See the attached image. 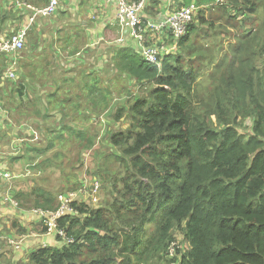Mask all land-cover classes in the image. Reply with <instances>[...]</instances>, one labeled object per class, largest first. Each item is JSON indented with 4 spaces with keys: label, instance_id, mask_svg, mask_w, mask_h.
Instances as JSON below:
<instances>
[{
    "label": "trees",
    "instance_id": "obj_1",
    "mask_svg": "<svg viewBox=\"0 0 264 264\" xmlns=\"http://www.w3.org/2000/svg\"><path fill=\"white\" fill-rule=\"evenodd\" d=\"M174 1L182 6L206 2ZM216 9H224L222 17L231 20L255 19L253 29L238 27L242 32L230 55L218 60L219 48L207 47L209 57L199 61L208 62L209 70L187 60L199 54L191 38L208 23L201 12L199 23H192L180 40L178 55L165 57L160 67L147 64L132 47L117 53V76L132 80L137 95L129 93L126 104L118 106L104 138L85 125L62 122L46 133L39 125L47 138L52 128L59 135L68 128L70 136L90 146H84L85 154L77 149V158L57 152L55 166L68 187L56 193L42 189L34 206L56 210L59 195L79 189V165L95 146L96 166L85 175L102 183L107 198L98 209L74 204L78 214L58 221L74 242L34 249L28 264H264V0H228L227 6L209 11ZM10 11H0V31ZM19 87L22 96L24 87ZM106 92L95 90L85 119L99 120L111 111L110 104L102 111L96 106L109 100L111 92ZM123 118L131 123L127 128L119 127ZM55 139L46 147L25 145V151L44 156ZM43 162L33 168L40 170ZM12 197L20 203L24 195L13 189Z\"/></svg>",
    "mask_w": 264,
    "mask_h": 264
},
{
    "label": "crops",
    "instance_id": "obj_2",
    "mask_svg": "<svg viewBox=\"0 0 264 264\" xmlns=\"http://www.w3.org/2000/svg\"><path fill=\"white\" fill-rule=\"evenodd\" d=\"M154 1L158 2V5L155 6L153 3L147 12H150L151 9L156 12L152 14L146 12L145 15L155 21L165 18L168 13L167 10L180 9L179 4L174 0ZM205 1L201 6L209 7L214 2V0ZM63 2L56 15L48 19H39L35 27L29 32L25 49L17 55L18 71H20L18 72V82H10L4 79V72L9 62L5 55H0V107L2 108V112H0V148L7 147L9 140L11 139L10 142L13 140L12 138L16 135V132L25 135L19 129L13 128V122L9 119L12 112L19 114L22 107L26 118L20 117L19 124L30 121L36 116L42 117L37 114V110L40 108L39 105L42 103L45 104L42 109L44 110V117L51 118L50 111L56 113L55 117L58 118L56 126L62 122H72L74 117H77L75 121L81 120L82 116L84 119L82 121H89L90 119H85L84 113L89 111V107L92 108L91 97L96 95L95 90L105 91V84L110 80L107 73L113 71L112 69L116 70L114 61L117 59V53L121 49H130V47L138 50L137 44L133 41L129 31L127 29L122 30L117 24L115 2H108V0H64ZM3 6H7V4L4 3ZM8 18L5 22L6 26L3 28L5 32L18 28L24 22L19 16ZM42 28L44 29L42 30ZM31 35L36 37L38 35V38L32 40ZM42 37L47 38L43 39ZM120 38L125 40L123 45L116 43ZM151 38L152 40L156 39L153 43L159 40L154 35H151ZM49 53H52L54 57L50 58ZM60 66L65 68L66 72L59 73ZM48 70L51 72V76L47 74ZM96 77L101 78L104 82L95 84L93 80ZM19 84L24 87L22 96L19 94ZM83 99L86 100L83 101ZM81 102H87L89 105L84 106ZM103 103L104 101H98L96 105L98 110L102 111L106 107ZM4 111L6 115H4ZM89 112L86 114H89ZM62 113L67 114L66 119H64ZM40 124L42 122L38 120V127ZM30 136L32 137L28 133L27 138H30ZM25 144L30 145L29 143L20 142L14 146L13 150L19 151L16 155L11 154V150L8 148L2 150V154H0L2 165L18 176L22 175L12 171L9 165H15L18 160H21L20 162L27 158L30 160L37 155L27 153L23 149ZM19 180L15 182L14 190H17L16 194L24 195L20 199H24L27 205L34 206L35 203L29 202L35 193L31 194L32 190L30 191L27 186L20 188L22 183ZM3 195L4 186L0 184V217L5 218L3 222L0 219V232L15 234L13 222L8 223L5 227L1 226L12 215L16 219H20V222L32 221L42 224L37 217L31 215L32 209L38 207L24 210H20L21 207L15 209L13 205L2 201ZM20 203L18 202L19 206H21ZM18 214L20 215L18 216ZM21 224L24 226V223ZM41 231H44V229H41ZM39 233L41 232L39 231ZM54 237L45 233L38 235L36 238L32 237L26 241L23 249L18 253L21 254V257H23V254L27 257L32 250L41 246H58L59 243ZM8 258L3 259L1 257V260L4 264H15L16 261H9Z\"/></svg>",
    "mask_w": 264,
    "mask_h": 264
},
{
    "label": "rangeland",
    "instance_id": "obj_3",
    "mask_svg": "<svg viewBox=\"0 0 264 264\" xmlns=\"http://www.w3.org/2000/svg\"><path fill=\"white\" fill-rule=\"evenodd\" d=\"M197 1H199V0H197ZM5 2H6V0H0V11H2L3 9H5V11H7V6H2ZM178 4L180 6L179 8L184 7V6H181L180 3H178ZM154 5L157 6L158 2L155 1ZM222 10H224V9H216L215 11H202L204 13L203 16L208 19V23L202 24L200 26L198 32L196 34H194L191 38L193 50L198 51L199 54L193 56L192 59H187L188 61L193 62L195 67L199 66L201 68L203 67L204 70H209L210 68L208 67L207 61H206L207 63H205V64L201 63L199 61V60L202 61V59H207L209 57L210 53L207 51V47L209 49H215V48L218 49L219 48V51H216L215 55H217V59L220 60V59H222V57H224V55H230L232 50L234 49V47L237 45L238 41H237L236 37L242 32V30H239L238 27L240 29L249 30L250 28H252L251 26H253L254 19H255L254 16L249 15L248 19H246V16H242V17L240 16L241 18H239V19H233L232 18V20H231V18L229 19V17H222V13H223ZM155 12H156L155 10L151 9V11L147 12V13L152 14ZM8 15H9L8 19H11V16L17 17L19 15V13L14 12V11H10V13L7 12L5 14V17H8ZM64 16H66V15L64 14ZM199 17L200 16H198L195 20L196 24L199 23L198 22ZM212 20H214L216 22L215 26L214 25L211 26ZM245 20H247L248 25H244L245 26L244 27V26H242V23ZM69 24H71V23L69 22ZM4 26H6V23L4 24ZM43 29L44 28H42V30ZM0 32L3 33L5 31H4V29H2V31H0ZM31 36H32V38H31L32 40L38 38V35H37V37L35 35H31ZM42 38L44 39L47 37H42ZM49 39H51V38H49ZM40 40L41 39L39 38V41ZM185 53H186V50H185ZM49 54L51 55L50 58L54 57L52 53H49ZM112 70L113 71H110L109 73H107L108 77L111 79L109 80L108 83L105 84V92L108 91L111 93L108 94L109 100H106L103 103L104 106H107L108 104H110L112 106L111 111H109L107 114H105L99 120H95L93 118L92 120H89V121H82V120H84L83 116H82L81 120L75 121V120H77V117H74L72 122L71 121L69 122V124H68L69 126L83 127L85 125L87 128H92V129H90V131L92 130L93 133H100L101 137H103V135L107 131V129H105L107 123L109 121H112L113 116L117 114L118 106H120L122 104L125 105L127 100L130 97L129 95L132 92H133V95H137V94H135V88L133 86L135 83H133V82L131 83L132 80L128 81L127 78H125L124 76H121V77L117 76V74H119L117 72V69L116 70L112 69ZM200 71H201V73H203V70H200ZM58 72L59 73L66 72V69L63 68L62 66H60V71L58 70ZM208 73H209V71H205V75H208ZM47 74H49V76H51V72L49 70L47 71ZM108 92H106V93H108ZM85 100L86 99H83V101H85ZM81 104L84 106L89 105L87 102H81ZM100 104H102V103H100ZM44 106H45L44 103L40 104L39 105L40 108L37 110V114L41 115L42 117L36 116V117H34V119H30V121H26L25 123L23 122L20 124H19L20 117L26 118L23 107L20 108L19 114L18 113L14 114V112H12L11 115H9V119H10V121L13 122V123L11 122L13 125V128L19 129L20 132H24L25 135L19 134V132H16V135L13 136V138H12L13 140L11 142H10L11 139L9 140V144H7V147L0 148L1 154H2V150L8 148L11 150V154L16 155V153H19V151L16 149L13 150L12 142H15L16 144H18L20 142L23 143L25 141V143H29L30 145L35 146L36 144H38L39 147H46L51 142V140H50L51 138L55 139L57 137L51 143V146H50L51 150L48 151L44 156L37 154L35 156V158L33 159L32 163L27 158L26 160L23 161L24 163L20 162L21 160L20 161L18 160V161H16L15 165H12V166L9 165L11 167L12 171L22 175L19 178L20 179L19 182L22 183L20 188H25L27 186L30 191L32 190L30 192L31 194L33 192H36L35 194L32 195L29 203H35L34 201L36 200V198L38 196H41L40 193L44 192V191H42V189H45L48 192L50 191V192L56 193L60 190L64 191V188H62V187H64V186L68 187L66 185L67 183H65L64 177L62 176L61 168L55 166V163L58 161L56 158L57 152H61L62 154L70 155L73 158H77L78 157L77 149L83 150L84 146L85 147L90 146L89 143H85V141L83 142V141L77 140L76 137L70 136L72 133L68 128L63 132L62 135H59V133L53 128H52L53 134L50 135L49 138H47L48 136L45 137L44 135H42V133L38 127V120L43 123L42 125L44 126V132L45 133L51 127H54L58 121L57 120L58 118L55 117L56 113H51V111L49 113L51 118L47 119L46 117H44V112H43L44 110H42L44 108ZM33 109H32V113H33ZM125 119L126 118H123L122 121H124V123L121 122V124H119V127L127 128L128 126L131 125V123L129 124V122H125ZM114 126H118L117 122H115ZM93 127H97V128H93ZM110 127H113V126H110ZM58 129H60V128H58ZM73 129L79 130L81 128H73ZM112 130H114V128ZM97 131H99V132H97ZM32 132L37 133V135H35L34 133L33 134L38 137V140H36L34 137H31V136H30V138H27L28 133L32 134ZM17 140H19V142H16ZM104 141H99V143L104 142ZM72 142L76 146H78L76 149L74 147H69ZM60 143H62L63 145L61 146ZM97 148H99V147H96V146L93 147V151H91V153H93L95 151V149H97ZM23 149H25V146L23 147ZM83 151H84V154L87 153L86 150H83ZM91 153L84 155L85 162L82 165H79L81 167V168H79V170H80L79 171V179H81V182L84 179L86 181H89V182H98L99 186H101V190L99 191V194L94 193L93 199H89L88 202L85 201V203H84V204L92 206L94 209H98L101 207V202L103 200H106L107 197L105 196L106 195L105 191L102 190V183L93 176H90L88 174L85 175L87 170L89 171V169H93L96 166V161H94L95 157H93ZM48 159H51L53 161L52 165L48 161ZM96 159L98 161H101L102 158H96ZM40 161H45V162H43L41 164L40 170H35L33 168V164H38ZM16 191L17 190H14L15 194H16ZM68 192H73V191H68ZM68 192H63V193H68ZM78 199L80 201L83 199V197L80 196ZM20 205L21 206L18 205L17 207H13V208L18 209L21 207L20 210H24V209H31V208L35 207V206L27 205L24 202V199H21ZM19 215L20 214H18V216ZM0 219H1V222H3L5 220L4 217H0ZM10 222L14 223L15 234H9V233L3 234L2 232H0V235H2L4 238H7V239L10 237H18V236H23V235L28 236V239H30L32 237L36 238L38 235H42L45 233V231H41V229H44L42 224H38L37 222H32V221L20 222V219H16L13 215L11 216L10 219L7 220L6 223L2 224L1 226L5 227ZM21 223H24V226H22ZM39 231L41 233H39ZM28 239H27V241H28ZM54 239H56V241H59L58 246H60V248L63 246L62 244L65 243L63 240H61L62 238H60V237H58V238L54 237ZM180 239H181V247H182L181 249L186 250L188 245L183 240V235L181 236ZM4 245H3L2 251L0 253V264H4L1 260V257H3V259H7V257H9L8 258L9 261L10 260L16 261L15 264H28L29 256L25 257V254L22 253L23 257H21V254L18 253V251L23 249V247L20 250H15V249H12L9 247H5ZM44 247H48V246H44Z\"/></svg>",
    "mask_w": 264,
    "mask_h": 264
},
{
    "label": "built area",
    "instance_id": "obj_4",
    "mask_svg": "<svg viewBox=\"0 0 264 264\" xmlns=\"http://www.w3.org/2000/svg\"><path fill=\"white\" fill-rule=\"evenodd\" d=\"M63 1L49 0L46 5L37 6L26 0H6L7 8L19 13L18 16H21V20L24 21L18 28L0 33V55H5L9 62L3 76L6 81L18 82L17 55L25 49L29 32L35 27L39 19H48L56 15L64 3ZM108 2L116 3L117 24L122 30L127 29L129 31L143 60L149 65L160 67L165 57L178 55L180 40L186 37L190 25L195 22L203 10L225 7L228 0H214L210 7H203L194 2L178 10H167L166 17L159 21L145 15L148 8L155 2L154 0H108ZM151 35L156 36L159 40L153 43L156 39L152 40ZM116 43L123 45L125 40L120 38ZM0 112H2L1 107ZM4 115H6L5 111ZM33 133L35 135L37 133L32 132V137L38 140V137ZM15 145L16 143L13 142V148ZM2 164L3 162L0 161V184L4 186L2 201L17 207L18 202L12 197V192L14 180L20 176L12 173ZM100 190L101 186L98 182H89L84 179L82 186L76 191L58 196L59 205L56 210L34 208L31 215L41 221L46 235L60 237L65 244L73 243L74 240L68 237L65 230L58 227L59 219L78 214L73 205L88 202L89 199H93V194H99ZM80 196L83 199L79 201ZM27 239L28 236L25 235L8 239L0 235V253L4 244L5 247L20 250L24 247ZM176 246L177 242L170 245V257H174Z\"/></svg>",
    "mask_w": 264,
    "mask_h": 264
},
{
    "label": "bare ground",
    "instance_id": "obj_5",
    "mask_svg": "<svg viewBox=\"0 0 264 264\" xmlns=\"http://www.w3.org/2000/svg\"><path fill=\"white\" fill-rule=\"evenodd\" d=\"M19 205V204H18Z\"/></svg>",
    "mask_w": 264,
    "mask_h": 264
}]
</instances>
